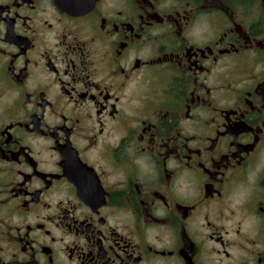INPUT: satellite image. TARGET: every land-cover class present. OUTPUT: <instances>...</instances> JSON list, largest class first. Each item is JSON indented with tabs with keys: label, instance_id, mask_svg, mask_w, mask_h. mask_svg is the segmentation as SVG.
I'll use <instances>...</instances> for the list:
<instances>
[{
	"label": "flooded vegetation",
	"instance_id": "flooded-vegetation-1",
	"mask_svg": "<svg viewBox=\"0 0 264 264\" xmlns=\"http://www.w3.org/2000/svg\"><path fill=\"white\" fill-rule=\"evenodd\" d=\"M0 264H264V0H0Z\"/></svg>",
	"mask_w": 264,
	"mask_h": 264
}]
</instances>
